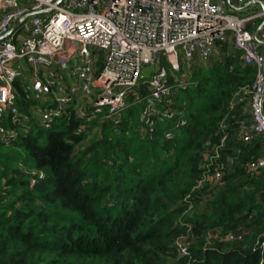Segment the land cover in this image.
Segmentation results:
<instances>
[{"label": "trees", "instance_id": "obj_1", "mask_svg": "<svg viewBox=\"0 0 264 264\" xmlns=\"http://www.w3.org/2000/svg\"><path fill=\"white\" fill-rule=\"evenodd\" d=\"M256 74L222 45L179 92L187 125L171 140L169 122L151 138L132 132L141 111L132 106L78 151L84 136L73 135V118L0 143V264H264V168L244 169L260 160L262 142H242L239 129ZM14 87L23 104L19 81ZM218 163L231 164L219 190H207L209 182L195 190ZM186 195L191 214L181 205ZM229 232L232 242L221 240ZM185 242L189 256L180 257L175 244Z\"/></svg>", "mask_w": 264, "mask_h": 264}, {"label": "built area", "instance_id": "obj_2", "mask_svg": "<svg viewBox=\"0 0 264 264\" xmlns=\"http://www.w3.org/2000/svg\"><path fill=\"white\" fill-rule=\"evenodd\" d=\"M222 45L257 69L249 120L239 124L242 142H262L260 160L244 165L254 174L264 168V0H0V143L73 118L79 123L73 135L84 136L78 151L105 123L117 128L132 106H141L142 137L169 122L172 130L163 134L171 140L187 125L179 92L194 85L196 70L220 58ZM142 64L154 66L147 80ZM18 81L23 104L16 101ZM218 133L223 143V125ZM230 167L218 163L194 189L209 182L206 189L218 191ZM181 205L193 212L190 195ZM190 243L175 244L180 257L189 256Z\"/></svg>", "mask_w": 264, "mask_h": 264}, {"label": "water", "instance_id": "obj_3", "mask_svg": "<svg viewBox=\"0 0 264 264\" xmlns=\"http://www.w3.org/2000/svg\"><path fill=\"white\" fill-rule=\"evenodd\" d=\"M141 67H142V70H141V76L140 77L142 80H147L150 76V73H152L154 71V66L152 64H142ZM262 72L264 74V59H263V63H262Z\"/></svg>", "mask_w": 264, "mask_h": 264}, {"label": "rangeland", "instance_id": "obj_4", "mask_svg": "<svg viewBox=\"0 0 264 264\" xmlns=\"http://www.w3.org/2000/svg\"><path fill=\"white\" fill-rule=\"evenodd\" d=\"M125 113V112H124ZM139 114H140V111H139ZM138 123H139V126H138V128L137 129H132V132H134V131H137V133L140 135V133H139V127L141 126V124H140V121H139V115H138ZM141 136V135H140ZM206 199V197H204L201 201H200V205H199V210L201 211V210H204V208H205V205H204V203H203V201ZM219 241V240H218ZM220 242V241H219ZM230 242H232V240H228L227 241V243H230ZM224 243V242H223Z\"/></svg>", "mask_w": 264, "mask_h": 264}, {"label": "crops", "instance_id": "obj_5", "mask_svg": "<svg viewBox=\"0 0 264 264\" xmlns=\"http://www.w3.org/2000/svg\"><path fill=\"white\" fill-rule=\"evenodd\" d=\"M221 190V189H220Z\"/></svg>", "mask_w": 264, "mask_h": 264}]
</instances>
